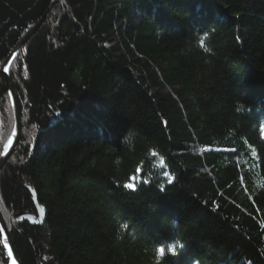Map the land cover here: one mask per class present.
Segmentation results:
<instances>
[{
    "label": "trees",
    "instance_id": "16d2710c",
    "mask_svg": "<svg viewBox=\"0 0 264 264\" xmlns=\"http://www.w3.org/2000/svg\"><path fill=\"white\" fill-rule=\"evenodd\" d=\"M55 2L0 0V160L1 68L47 16L8 69L20 263L264 264V0Z\"/></svg>",
    "mask_w": 264,
    "mask_h": 264
},
{
    "label": "water",
    "instance_id": "95a60500",
    "mask_svg": "<svg viewBox=\"0 0 264 264\" xmlns=\"http://www.w3.org/2000/svg\"><path fill=\"white\" fill-rule=\"evenodd\" d=\"M59 0H56V2L54 3V5L50 8L52 9L53 7H55L58 4ZM48 15V14H47ZM47 16H44L43 19L39 22V24H37V26L26 36V38L24 39L23 42H21V44L19 45V47L15 50V52L12 54L11 57H9L6 62L3 64L2 68H1V73L4 75V77L7 80V86L9 88V92L11 95V100L13 103V108H14V112H15V131H14V136L12 137V142L10 143L8 150L6 151V153L2 156V159L0 160V173L3 169V167L5 166V164L7 163V161L13 156V154L16 152L19 143H20V139H21V129H22V123H21V116L19 113V109L17 106V101L16 98L14 96L13 93V87L12 84L8 78V74H7V70L8 67L12 61V58L16 55V53L19 51V49L21 48V46L32 36V34L38 29V27L44 22V20L46 19ZM41 223V222H40ZM40 225V224H38ZM0 230L1 233L6 241V244L8 246V256H7V262L9 264V258H11L15 264H21L17 251L15 249V245L13 243L12 240V236L10 233H8L5 221L2 217L1 211H0ZM6 248V246H5Z\"/></svg>",
    "mask_w": 264,
    "mask_h": 264
},
{
    "label": "rangeland",
    "instance_id": "374dc122",
    "mask_svg": "<svg viewBox=\"0 0 264 264\" xmlns=\"http://www.w3.org/2000/svg\"><path fill=\"white\" fill-rule=\"evenodd\" d=\"M26 38V37H25ZM24 38V39H25ZM24 39L22 40V42L24 41ZM17 54V53H16ZM16 56V55H15ZM15 56L12 58V60H14V58H15ZM10 66V65H9ZM8 69H9V67H8ZM7 74H8V77H9V71L7 70ZM9 89V88H8ZM9 96H10V100H11V95H10V92H9ZM11 106H12V111H13V117H14V129L13 128H11V130L13 131V135H12V137L14 136V131H15V112H14V108H13V103H12V100H11ZM20 113V112H19ZM21 116V115H20ZM21 123H22V121H21ZM21 132H22V129H21ZM11 140V139H10ZM7 151V150H6ZM7 256H8V254H7Z\"/></svg>",
    "mask_w": 264,
    "mask_h": 264
},
{
    "label": "bare ground",
    "instance_id": "6f19581e",
    "mask_svg": "<svg viewBox=\"0 0 264 264\" xmlns=\"http://www.w3.org/2000/svg\"><path fill=\"white\" fill-rule=\"evenodd\" d=\"M18 53V52H17ZM17 55V54H16ZM12 142V138H11V140H10V142H9V144H8V147H9V145H10V143ZM8 147H7V150H8ZM39 224L41 225V223L39 222ZM8 230V229H7ZM8 233H10L9 231H8ZM11 234V233H10ZM12 236V235H11ZM3 239H4V237H3ZM4 245L6 246V252H7V254H8V252H9V248H8V246H7V244H6V241H5V239H4ZM9 264H15L14 263V261L11 259V258H9Z\"/></svg>",
    "mask_w": 264,
    "mask_h": 264
},
{
    "label": "snow or ice",
    "instance_id": "6c2138e0",
    "mask_svg": "<svg viewBox=\"0 0 264 264\" xmlns=\"http://www.w3.org/2000/svg\"><path fill=\"white\" fill-rule=\"evenodd\" d=\"M128 187H132V185H128ZM160 251H161V254L163 255L164 249H161Z\"/></svg>",
    "mask_w": 264,
    "mask_h": 264
},
{
    "label": "clouds",
    "instance_id": "9594fccd",
    "mask_svg": "<svg viewBox=\"0 0 264 264\" xmlns=\"http://www.w3.org/2000/svg\"><path fill=\"white\" fill-rule=\"evenodd\" d=\"M174 223H178V222H174ZM194 264H196V262H194Z\"/></svg>",
    "mask_w": 264,
    "mask_h": 264
}]
</instances>
